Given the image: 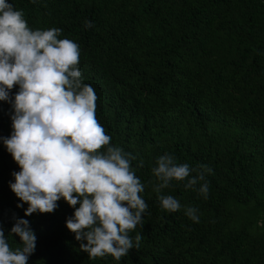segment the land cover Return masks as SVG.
<instances>
[{"label": "trees", "instance_id": "16d2710c", "mask_svg": "<svg viewBox=\"0 0 264 264\" xmlns=\"http://www.w3.org/2000/svg\"><path fill=\"white\" fill-rule=\"evenodd\" d=\"M7 2L33 30L60 28L61 39L79 45L97 119L113 146L137 157L149 205L143 227L130 233L134 244L142 236L138 249L119 261L90 259L86 240L66 227L75 209L63 199L51 214L17 207L10 183L21 169L0 140V226L10 246L21 247L11 229L25 219L37 236L28 264H264V0ZM12 115L0 101V137L11 136ZM165 154L212 169L207 199L173 182L161 194L181 209L162 210L152 168ZM186 207L198 209L199 223Z\"/></svg>", "mask_w": 264, "mask_h": 264}, {"label": "clouds", "instance_id": "9594fccd", "mask_svg": "<svg viewBox=\"0 0 264 264\" xmlns=\"http://www.w3.org/2000/svg\"><path fill=\"white\" fill-rule=\"evenodd\" d=\"M85 27L94 25L85 21ZM61 34L60 28L33 30L22 10L0 0V101L14 109L13 132L0 140L21 169L10 188L23 202L17 207L28 204L26 216L54 213L63 199L75 209L66 227L77 241L87 242L81 250L90 259L119 261L140 247L142 236L137 233L134 244L130 233L143 227L149 207L141 195L145 185L132 166L137 157L113 146L97 119L98 97L83 82L79 45ZM143 166L140 160L137 167ZM211 172L206 165L177 163L171 154L160 156L152 175L162 210L181 209L175 197L161 194L173 182L207 199L205 177ZM184 212L199 223L198 209ZM11 235L20 238L21 247L13 249L0 226V264H28L37 246L29 221L16 219Z\"/></svg>", "mask_w": 264, "mask_h": 264}]
</instances>
